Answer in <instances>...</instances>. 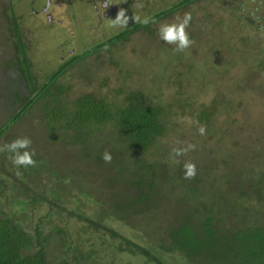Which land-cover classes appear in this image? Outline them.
I'll use <instances>...</instances> for the list:
<instances>
[{"label": "trees", "instance_id": "1", "mask_svg": "<svg viewBox=\"0 0 264 264\" xmlns=\"http://www.w3.org/2000/svg\"><path fill=\"white\" fill-rule=\"evenodd\" d=\"M133 2L125 0L130 12ZM158 3L145 0L141 10L147 14L141 20L146 22L130 17L126 28L71 54L42 81L32 70L17 15L5 11L0 143L17 138L8 134L17 122L33 118L45 130L46 142L100 171L94 174L95 187L74 191L67 169L48 163L47 153L38 151L42 146L34 149L35 163L19 171L0 151V264H98L101 257L111 264H264V141H256L263 137L245 132L244 148L229 153L233 141L225 138L240 131L232 128L234 120L223 124L221 134L215 120L220 111H232V94L264 91L259 79L264 0ZM186 12L191 13L186 31L192 43L178 51L160 39L158 29ZM215 34L220 35L211 38ZM140 35L139 52L152 53L150 64L158 66L151 82L144 72L122 69L114 59L121 42ZM10 39L12 55L2 51ZM93 56L99 64L107 58L114 73L86 65ZM225 77L231 84L223 89L218 80ZM200 81L207 87L217 84L209 101L195 92L204 91ZM164 89L172 90L168 97ZM251 129L263 133L264 124ZM212 137L218 143L211 144ZM35 142L39 145L38 137ZM176 144L194 148L175 156ZM224 148L227 153L220 157ZM105 151L110 161L102 158ZM186 161L196 165L191 179L183 176ZM233 162L240 169L247 164L248 178L238 170L236 180H219L235 172ZM209 180L216 185L208 187ZM65 195H71L69 205ZM44 203L47 212L34 218ZM56 247L61 254L51 262Z\"/></svg>", "mask_w": 264, "mask_h": 264}, {"label": "rangeland", "instance_id": "2", "mask_svg": "<svg viewBox=\"0 0 264 264\" xmlns=\"http://www.w3.org/2000/svg\"><path fill=\"white\" fill-rule=\"evenodd\" d=\"M103 1L104 0H0V33L7 28V23L5 22L6 20L3 19L5 11L7 13H15L23 32L27 55L33 64L32 70L38 81H42L71 54L81 53L86 47L92 45L93 43H96L102 38L110 36L111 34L117 33L126 28L129 25L130 18L126 27L113 25L111 23L120 9H124L126 15H129V17L138 15L142 18L147 14V11L141 10V5L143 6L145 4V0H134V4L131 7L132 12H130L129 7L126 6L125 0H108L112 6V10L108 16H105L107 7ZM159 1L160 0H152V3L155 4V6H158ZM137 2H139L140 5ZM219 35L220 34L212 35L211 38H215ZM2 36L3 34H0V39ZM142 38V35L132 36L130 40L121 42L122 46L119 45L120 50H117L118 52L114 55V59L119 60V66L122 69L133 70V73H137L138 71H141L142 73L144 72L147 78L146 82H151L154 80V76L157 72H154V70H158V66L150 64V59L155 58L152 53L144 57L142 53L139 52L140 47L136 41L141 42ZM13 41L14 40L10 39V46L6 47L7 50L4 48L2 51H8L12 55L15 50L12 45ZM156 52H158V49H156L153 53L156 54ZM101 60L102 61L99 64V59L93 56L87 59L86 65L99 67L102 71L106 72V74L114 73V71H112L113 69L107 68L108 66H112V64L109 65L108 59L102 57ZM0 63L4 62L1 61ZM79 66L81 67V64L72 68V75L75 72H78L77 70L80 69ZM234 71L235 70L232 71V74ZM140 76L144 75H138L136 78ZM207 78L212 79V74H208ZM260 78L263 83L264 73L260 74L259 79ZM71 80L76 83V79L73 78V76ZM218 82L221 84L220 88L223 89H226L231 84L227 77L224 78V81L218 80ZM198 83L204 86V91H195L198 94L199 99L202 101H209L216 93L217 84L213 87H207L202 83V81ZM255 84H258L257 79ZM172 90L164 89V93L167 97L169 92ZM232 95L234 102L232 111H228V109H226L224 113L220 111L219 116L215 118L219 133L223 134L225 131L223 124L231 125L234 120L235 122L233 123L234 125L232 128L236 127V129L240 131V133L236 135L229 136V139L226 135V142H229V140L233 141V143H229V145H227L228 152L232 153L233 150L238 151L240 147L244 148L245 145L243 143L245 142V132L246 134L249 132L250 136L254 138H259L258 136L263 137L262 140H256L258 143L263 145L264 132L262 133L256 129L250 130V126L261 129V124H264V91L254 92L253 90H249L247 93L241 94L236 92ZM1 111L2 109L0 108V112ZM1 113H3V111ZM2 115L3 114H0V122L3 118L5 119V115ZM244 128L248 131H244ZM43 132H45V130L36 120L33 118H26L24 121L17 122L11 130H9L8 134L16 135V137H29L32 141V149H35L37 146H42L41 149H39V147L37 148L38 151L47 153L45 157L47 162H52L54 165L60 164L64 170L67 169V181L71 183L70 185L72 188L74 187V191L83 190L86 186L95 187L96 183L93 182V180H96L94 178V174L97 175L100 169H97L98 167H96L95 164L89 166V164L85 161L76 160L71 153L62 150V148L57 146V144L48 143L49 141L46 142L47 140L42 138ZM37 137L39 141L37 143H39V145L33 144L36 143L35 141ZM172 139H174V137L170 140ZM4 141L5 140H3L0 145H3ZM210 143L216 144L218 141L216 138L212 137ZM169 144H171L170 141ZM179 146V144L175 145V147ZM261 149L264 150L263 147H261ZM240 152L242 151H239L238 153ZM226 153V148L222 149L220 157ZM238 164L239 163H234L233 168L235 172L233 174H230V176L225 178H220L219 180H229L230 178H232V180H236V178H238L236 176V171L238 170H240V175H243L244 178H248L249 172L246 167L247 164L244 163L242 164L243 166L241 165L242 170L238 168ZM101 169L104 171L106 170L105 167H102ZM72 170L83 172L81 175H76L72 172ZM209 182L210 183L207 185L208 187H214L216 185V180H209ZM69 191L71 194L72 189ZM66 192L68 193L67 190ZM70 196L65 195V198L69 200L68 205L70 204ZM84 204L90 205L89 202ZM48 207L49 206L44 203L42 208L35 212L36 214L34 215V218H38L40 214H45ZM85 209H88V207L84 206L83 210ZM24 221L26 224L25 219ZM35 221L36 219H27V222L32 223ZM148 231H150V229H148ZM60 254V248L56 247V249H54V253L50 252V261L55 262V259H58ZM97 262L98 264H111L109 258L106 257H101ZM123 262H128V260H123Z\"/></svg>", "mask_w": 264, "mask_h": 264}, {"label": "clouds", "instance_id": "3", "mask_svg": "<svg viewBox=\"0 0 264 264\" xmlns=\"http://www.w3.org/2000/svg\"><path fill=\"white\" fill-rule=\"evenodd\" d=\"M129 15H126L124 9H120L115 18L111 21L113 25H119L121 27H126L129 21ZM133 20H140V22H146L141 20L140 16L136 15L131 17ZM191 20V13H184L183 17H176V20L171 23H164L159 26L158 34L161 40L169 44H174L176 50L182 51L189 47L192 43L188 32L186 31L187 26ZM198 131L203 134L204 128L200 127ZM31 139L27 136L17 137L10 142H6L0 146V151H5L8 153V159L11 161L12 165L17 167L19 171L20 167H27L35 163L33 157L35 155L34 149L31 148ZM194 148V145L188 144L185 147L173 148L172 152L175 156H179L182 153ZM102 158L107 162L111 160V154L105 151L102 154ZM184 172L183 176L186 179H191L196 175V165L192 161H186L182 165Z\"/></svg>", "mask_w": 264, "mask_h": 264}, {"label": "flooded vegetation", "instance_id": "4", "mask_svg": "<svg viewBox=\"0 0 264 264\" xmlns=\"http://www.w3.org/2000/svg\"><path fill=\"white\" fill-rule=\"evenodd\" d=\"M49 2V1H48ZM104 3H105V5H106V7H107V10H106V12H105V16H108V14L111 12V10H112V6H111V4L109 3V1L108 0H104L103 1Z\"/></svg>", "mask_w": 264, "mask_h": 264}]
</instances>
